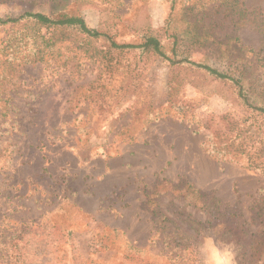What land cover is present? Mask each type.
<instances>
[{"label":"rangeland","instance_id":"374dc122","mask_svg":"<svg viewBox=\"0 0 264 264\" xmlns=\"http://www.w3.org/2000/svg\"><path fill=\"white\" fill-rule=\"evenodd\" d=\"M23 11L80 15L117 43L175 34L182 57L244 68L264 106V0H0L1 17ZM33 31L0 27V264H264V114L104 37L106 59L72 34L22 61Z\"/></svg>","mask_w":264,"mask_h":264},{"label":"trees","instance_id":"16d2710c","mask_svg":"<svg viewBox=\"0 0 264 264\" xmlns=\"http://www.w3.org/2000/svg\"><path fill=\"white\" fill-rule=\"evenodd\" d=\"M16 24L33 25L34 31L32 34H24L19 40L25 39V42H36V45L28 49L27 53L22 54V61H41L44 56V48L49 50L57 43L62 41L73 40L72 34L75 35L79 46H85L86 53L90 57L107 58V51L99 49L91 45L92 40L104 37L108 40L109 47L119 51H139L141 54L162 57L169 61L170 65H188L198 70L203 71L214 79L225 80L231 82L237 89V95L243 103L252 109H255L264 114V106L255 105L249 101L247 94L244 91V83L249 80L245 69L235 68V70H220L207 63L196 62L189 59L187 56H180L177 52V39L175 34H172L173 40L168 44L160 40L157 35L145 34L136 42L117 43L110 35L99 30L98 28L89 27L82 16L67 13L48 14L40 11H23L16 16H0V27L6 25L14 26ZM194 29V28H193ZM193 38L201 39V34L195 28ZM80 37L79 39L77 36ZM171 36V35H170ZM32 42V44H33ZM198 42V41H195ZM264 58V55H263ZM264 66V65H262ZM249 72V69H247ZM246 71V72H247ZM187 189L194 190L192 185H187Z\"/></svg>","mask_w":264,"mask_h":264}]
</instances>
